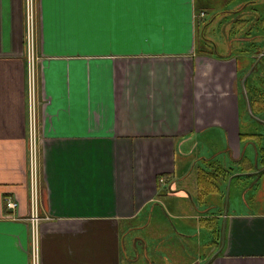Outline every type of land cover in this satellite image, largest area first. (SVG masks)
I'll use <instances>...</instances> for the list:
<instances>
[{"label":"crops","instance_id":"obj_1","mask_svg":"<svg viewBox=\"0 0 264 264\" xmlns=\"http://www.w3.org/2000/svg\"><path fill=\"white\" fill-rule=\"evenodd\" d=\"M35 2L41 264H264V55L216 56L203 0ZM26 69L0 0V264H29Z\"/></svg>","mask_w":264,"mask_h":264},{"label":"rangeland","instance_id":"obj_2","mask_svg":"<svg viewBox=\"0 0 264 264\" xmlns=\"http://www.w3.org/2000/svg\"><path fill=\"white\" fill-rule=\"evenodd\" d=\"M248 2H257V4L253 5H247L248 7L245 9V11L241 10L244 5L248 4ZM203 5H206L205 13V21L207 22L206 25L209 23L207 27L204 26L205 29L199 26L198 29L202 28V34L203 37L210 40L213 46V52L218 55H230L233 57V55L236 57L237 54L241 50H248L249 55L253 54L255 55L257 53V57L260 56L259 52L261 49H263L264 46H261V38L264 37V0H203ZM258 7V12L255 14L254 12H251L249 9L251 6L254 7V11H256ZM239 11L237 15L230 14L235 11ZM245 12L249 13L248 15L244 14ZM252 13V15L250 14ZM199 14L198 16H202L201 12H197ZM249 15L251 20L254 18V16L260 17L259 19V32L261 33L258 35V41L259 48L257 51L254 50L250 45H253V41L249 39H245L247 41H242L244 39L245 34L248 32L249 27ZM201 18V17H200ZM242 21L237 23L234 22L235 20ZM214 20V21H212ZM245 21V22H244ZM253 22H256V20H253ZM241 27V28H239ZM241 30V31H240ZM198 40V39H197ZM241 40V41H238ZM37 47H38V27L35 28V36H34V42H33V54L35 58V71L37 70L36 64L38 61L37 56ZM260 66V64H259ZM252 67H247L246 75H249L250 70ZM37 74V71H36ZM250 97V96H249ZM39 100V96H38ZM40 101V100H39ZM40 167H39V188L41 189V183H40ZM211 254L208 255L207 258H209ZM210 259V258H209ZM189 263L191 262L188 260ZM206 261V262H205ZM210 260H192V264H201V262H209ZM163 264V260H132V264ZM120 263V262H119Z\"/></svg>","mask_w":264,"mask_h":264},{"label":"built area","instance_id":"obj_3","mask_svg":"<svg viewBox=\"0 0 264 264\" xmlns=\"http://www.w3.org/2000/svg\"><path fill=\"white\" fill-rule=\"evenodd\" d=\"M25 4V39H26V96L29 116V136H28V185L30 198V264H40L39 255V234L38 226L42 218L38 215V201L40 193L39 184V148L37 141V117H38V76L35 71V58L33 57V42L35 36L36 2L35 0H24ZM4 208L7 211L6 217L10 220H17L11 212L17 210L18 203L10 198H5Z\"/></svg>","mask_w":264,"mask_h":264},{"label":"water","instance_id":"obj_4","mask_svg":"<svg viewBox=\"0 0 264 264\" xmlns=\"http://www.w3.org/2000/svg\"><path fill=\"white\" fill-rule=\"evenodd\" d=\"M250 5V2H248V4H246V5H244V7H242L241 8V10H245L248 6ZM238 10L237 11H235V12H233V13H230V14H235V15H237L238 14ZM212 21H214V20H212ZM236 21H238V22H242V21H240V20H235L234 22H236ZM206 21H205V18H204V22H203V24L201 25V27L203 28V29H205L204 28V26L205 27H207L208 25H209V23L206 25ZM202 28H200V38H201V40L203 41V42H205V43H208L210 46H211V48L213 49V46H212V43H211V41L210 40H208V39H206V38H204L203 37V34H202V31H201V29ZM215 54V53H214ZM216 56H218V54H215ZM264 55V49L262 50V53L260 54V56L256 59V61L254 62V64H253V66H252V68H251V70H250V72L252 71V69H254L257 65H258V67H260L261 66V64H260V60H261V57ZM258 63V64H257ZM259 64H260V66H259ZM38 86H39V83H38ZM38 94H39V88H38ZM38 234H39V236H40V230H39V226H38ZM29 241H30V226H29ZM40 261V264H41V260H39ZM209 262H207V264H208ZM29 264H30V260H29Z\"/></svg>","mask_w":264,"mask_h":264}]
</instances>
